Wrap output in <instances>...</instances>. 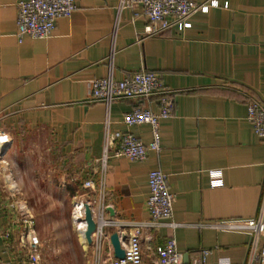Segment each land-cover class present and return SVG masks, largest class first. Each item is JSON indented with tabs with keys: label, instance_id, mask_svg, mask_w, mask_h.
I'll return each instance as SVG.
<instances>
[{
	"label": "crops",
	"instance_id": "crops-1",
	"mask_svg": "<svg viewBox=\"0 0 264 264\" xmlns=\"http://www.w3.org/2000/svg\"><path fill=\"white\" fill-rule=\"evenodd\" d=\"M20 1L25 0H0V136L9 140L0 159L15 162L22 151L51 155L50 163L39 158L36 169L22 173L40 184L33 199L45 198L42 185H51L76 203L92 202L94 214L99 210L97 161L109 120L117 139L105 176L108 235L125 237L149 221V174L161 170L176 197L173 221L179 227H162L153 240H142L143 264H156L155 249L170 237L185 263L208 251L204 264H248L249 235L208 225L258 219L262 210L264 219V141L247 119L249 98L264 105V0H195L217 5L192 16L191 28L156 37L146 35L149 22L141 6L119 13L120 0H77V10L59 19L45 40L18 38ZM110 63L117 81L144 69L173 92L174 116L160 124L162 151L149 153L144 162L116 158L113 151L127 133L151 142L149 125L129 127L124 117L139 107L157 112L155 100L118 101L109 109L86 103L91 81L108 77ZM5 164H0V264H20L25 253L18 241L4 238L14 223L10 205L16 194L6 186L15 177ZM48 167L55 169L54 178L42 174ZM213 169L223 171V187L211 186ZM89 180L94 190L84 188ZM31 194L23 190V199ZM12 232L17 236L18 227ZM79 244L84 264H96L95 247L80 236Z\"/></svg>",
	"mask_w": 264,
	"mask_h": 264
},
{
	"label": "built area",
	"instance_id": "built-area-1",
	"mask_svg": "<svg viewBox=\"0 0 264 264\" xmlns=\"http://www.w3.org/2000/svg\"><path fill=\"white\" fill-rule=\"evenodd\" d=\"M217 5L216 1L210 4H198L195 0H120L119 13L124 9L137 6L143 8V15L149 24L146 28V35L156 37L164 35L177 28L180 31L191 28L190 19L196 13H207L211 6ZM17 27L18 38L30 37L36 40L49 39L56 30L57 21L62 18H70L77 10V0H25L18 2ZM173 92L166 89L161 81V77L152 71L144 70L134 75L117 81L113 77V66L110 63V74L103 79H96L90 83V91L86 100L87 104H103L108 109L118 101L155 100L158 111L150 108L139 107L128 113L124 117V124L133 127L136 125H149L152 132V140L147 145L142 143L132 134H123L119 137V143L113 153L116 158H126L134 162H144L149 153H160L162 151V141L160 124L161 121L171 119L174 116L175 101ZM248 121L252 124L256 135L264 141V105L258 99H248ZM107 134L105 138L104 152L98 163L102 165L100 175V208L93 217L97 228L93 234V246L96 251V264H143L144 253L142 240L151 241L154 239L152 233L160 228L168 226L174 230L179 227L173 221L175 195L170 192L168 176L161 170H153L149 174L150 193L147 200V207L150 219L144 223H138L133 227L129 235H125V240L121 245L125 251V258L115 257L113 246L110 243V235L106 231L111 222L105 219L106 189L105 176L110 152L114 148L116 135H111L109 130V120L106 122ZM9 140L5 136H0V152ZM210 183L213 188L224 186L223 171L213 169L209 171ZM85 189L94 190L95 183L89 180L84 184ZM89 206L93 211V203L77 202L73 212V220L76 224L80 238H85L87 225L85 222V209H78L79 204ZM11 211L14 212V223L6 230L4 238L8 242L18 241V244L25 254L20 264H46L43 259L42 245L36 232L34 218L24 206H19L11 202ZM220 232L244 233L252 239L251 255L248 264L260 261L264 264V219L263 210L261 216L254 220H231L217 222L208 225ZM18 227L19 233L15 236L12 228ZM118 233V232H117ZM263 241V247L259 245ZM85 243L87 244L86 238ZM105 253V255H104ZM156 264H204L208 251L202 252L200 260L192 263H185L183 255L178 251L175 237L168 238L165 243L155 249Z\"/></svg>",
	"mask_w": 264,
	"mask_h": 264
},
{
	"label": "rangeland",
	"instance_id": "rangeland-1",
	"mask_svg": "<svg viewBox=\"0 0 264 264\" xmlns=\"http://www.w3.org/2000/svg\"><path fill=\"white\" fill-rule=\"evenodd\" d=\"M5 146L6 144L4 148ZM48 154L49 153L42 151L41 155L38 156L37 152L23 153L22 151V154L20 153V156L17 157L15 162L12 161L11 163V161H3L0 159V164L7 162L10 165L15 177V179H12V181L10 180L11 182L8 183V185L6 184V186L10 187L12 194L16 193L14 195L15 203L19 206H24L34 218L35 230L42 245L45 263L84 264V253L79 244V233L76 231V224L73 220V212L76 203L74 199L68 197L64 198L63 196L66 195L56 190H51V185L44 184L42 185L43 190H47L48 194L42 193V195L45 196L43 199H33L40 191V184L34 183L31 177L22 176L23 171H29V169L32 171L37 168L39 158L40 161L46 158L48 163H50L52 157ZM9 155L12 156L13 152L9 153ZM9 155L7 157H10ZM12 164H14L13 168L11 167ZM9 165L5 164L6 167ZM16 165L21 166L18 167ZM54 170L55 169L52 167H48L42 174L46 173V176L54 178ZM34 175H37V173ZM16 179L17 184L15 183ZM52 181H54V179ZM2 186H4V184ZM23 190L32 193L31 199L25 197V199H23Z\"/></svg>",
	"mask_w": 264,
	"mask_h": 264
},
{
	"label": "water",
	"instance_id": "water-1",
	"mask_svg": "<svg viewBox=\"0 0 264 264\" xmlns=\"http://www.w3.org/2000/svg\"><path fill=\"white\" fill-rule=\"evenodd\" d=\"M108 211L111 212V214H114L111 209H108ZM85 222L87 225V229L85 231V238L88 243V246L90 247L93 245L92 236L96 231L97 225L93 217L92 209L87 205H86ZM120 238L121 236L119 233H114L110 236V243L113 246L115 257L118 259H124L125 251L122 248L121 243L123 240H125V237L121 239L122 241L120 240Z\"/></svg>",
	"mask_w": 264,
	"mask_h": 264
},
{
	"label": "bare ground",
	"instance_id": "bare-ground-1",
	"mask_svg": "<svg viewBox=\"0 0 264 264\" xmlns=\"http://www.w3.org/2000/svg\"><path fill=\"white\" fill-rule=\"evenodd\" d=\"M86 208V206L82 203V204H79L78 205V209H85ZM84 241H85V238H84Z\"/></svg>",
	"mask_w": 264,
	"mask_h": 264
}]
</instances>
